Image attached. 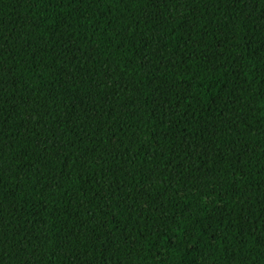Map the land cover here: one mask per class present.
<instances>
[{
	"label": "trees",
	"instance_id": "16d2710c",
	"mask_svg": "<svg viewBox=\"0 0 264 264\" xmlns=\"http://www.w3.org/2000/svg\"><path fill=\"white\" fill-rule=\"evenodd\" d=\"M0 264H264V0H0Z\"/></svg>",
	"mask_w": 264,
	"mask_h": 264
}]
</instances>
